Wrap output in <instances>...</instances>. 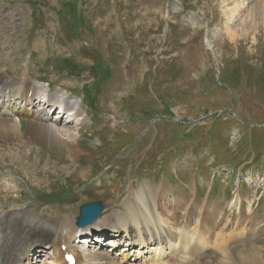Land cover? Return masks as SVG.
Masks as SVG:
<instances>
[{"label": "rangeland", "instance_id": "rangeland-1", "mask_svg": "<svg viewBox=\"0 0 264 264\" xmlns=\"http://www.w3.org/2000/svg\"><path fill=\"white\" fill-rule=\"evenodd\" d=\"M5 74L76 104L82 124L55 123L82 151L27 144L26 118L19 141L2 133L0 217L28 207L76 219L91 201L112 210L144 181L164 185L165 200H183L196 219L186 199L197 183L202 201L209 182L218 216L219 198L228 212L242 178L241 210L255 198L254 220L253 210L234 215L229 243L249 238L246 253L264 264V0H0ZM243 222L257 226L241 235ZM50 252L26 264H52Z\"/></svg>", "mask_w": 264, "mask_h": 264}, {"label": "bare ground", "instance_id": "bare-ground-1", "mask_svg": "<svg viewBox=\"0 0 264 264\" xmlns=\"http://www.w3.org/2000/svg\"><path fill=\"white\" fill-rule=\"evenodd\" d=\"M1 75L0 136L5 134V142L20 140L23 119L26 118L29 124L27 135L30 137L27 144L38 139L41 143L50 141L67 144L73 152L82 151L75 144L76 133L60 127L59 123H55L58 118H50L45 108L35 103V98L43 95L41 87L15 76ZM49 95V102L61 101L58 94L52 92ZM65 106L68 111H75L70 100L65 101ZM79 111L74 119L80 117ZM166 190L162 186L155 189L148 181L139 187L131 186L121 203L116 204L112 210L105 208L104 213L92 225L84 228L77 227L75 218L67 215L55 218L29 208L9 210L0 217V264H26L27 260L37 255L45 256L48 248L53 252V264H66L63 260V245L67 246V251L75 254L76 264L256 263L259 258L253 253H246V242L239 239L237 242L244 245L231 248V239L228 237H233L234 233L229 232L232 228L228 226V217L217 222L214 214L199 215L201 212L198 211L199 218L196 219L193 208L187 207L184 212L181 210L185 205L183 200H177L178 205L174 204L175 201H165L163 196L166 195ZM250 212L251 206L246 215H251ZM239 226L240 224L236 228ZM247 229L244 225L241 231L240 227L237 230L244 235ZM106 231L115 236L117 241L126 243L122 245V252L114 250L110 255L99 251L86 253L74 244L78 233L89 237L98 232L101 239L107 237ZM94 240L90 241V246ZM37 248L39 250L32 254ZM252 250L253 248L250 251ZM256 250L260 251L257 247Z\"/></svg>", "mask_w": 264, "mask_h": 264}, {"label": "water", "instance_id": "water-1", "mask_svg": "<svg viewBox=\"0 0 264 264\" xmlns=\"http://www.w3.org/2000/svg\"><path fill=\"white\" fill-rule=\"evenodd\" d=\"M103 204L98 202H90L81 208V217L78 218V225L84 226L92 223L103 211Z\"/></svg>", "mask_w": 264, "mask_h": 264}]
</instances>
